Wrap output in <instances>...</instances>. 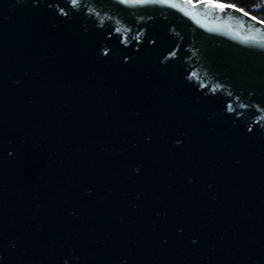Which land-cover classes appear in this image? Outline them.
<instances>
[{
  "label": "water",
  "instance_id": "1",
  "mask_svg": "<svg viewBox=\"0 0 264 264\" xmlns=\"http://www.w3.org/2000/svg\"><path fill=\"white\" fill-rule=\"evenodd\" d=\"M98 3L0 0V264H264V74Z\"/></svg>",
  "mask_w": 264,
  "mask_h": 264
},
{
  "label": "flooded vegetation",
  "instance_id": "2",
  "mask_svg": "<svg viewBox=\"0 0 264 264\" xmlns=\"http://www.w3.org/2000/svg\"><path fill=\"white\" fill-rule=\"evenodd\" d=\"M98 4L110 9L115 19L120 21L128 17L140 19L141 14L148 17L162 14L171 20L185 21L186 27L193 31L192 39L195 43L201 41V36L207 35L211 45L204 56H197V60L211 70L223 68V71L232 72L228 76L215 72L218 78L225 79L227 83L238 82L239 78L236 77L240 76L243 70L250 71L253 75L264 74V66L260 65L261 62L264 63V44L258 40L249 41V37L237 34L228 27H220L221 24L239 27L240 30L250 33L251 24L239 15L231 13L216 16L206 13L200 22L198 16L204 13L209 5L196 7L188 12L186 6L191 4L189 0H106V3ZM199 27L204 32L203 35L200 34L202 31H199ZM221 29L224 32H221Z\"/></svg>",
  "mask_w": 264,
  "mask_h": 264
},
{
  "label": "trees",
  "instance_id": "3",
  "mask_svg": "<svg viewBox=\"0 0 264 264\" xmlns=\"http://www.w3.org/2000/svg\"><path fill=\"white\" fill-rule=\"evenodd\" d=\"M203 1V0H195ZM227 5L237 6L244 12L264 21V0H213Z\"/></svg>",
  "mask_w": 264,
  "mask_h": 264
},
{
  "label": "rangeland",
  "instance_id": "4",
  "mask_svg": "<svg viewBox=\"0 0 264 264\" xmlns=\"http://www.w3.org/2000/svg\"><path fill=\"white\" fill-rule=\"evenodd\" d=\"M195 2V1H194ZM214 6H221V7H224V8H226V9H228L226 6H224V5H214ZM229 10V9H228Z\"/></svg>",
  "mask_w": 264,
  "mask_h": 264
},
{
  "label": "built area",
  "instance_id": "5",
  "mask_svg": "<svg viewBox=\"0 0 264 264\" xmlns=\"http://www.w3.org/2000/svg\"><path fill=\"white\" fill-rule=\"evenodd\" d=\"M192 3H197V2H194L193 0H191Z\"/></svg>",
  "mask_w": 264,
  "mask_h": 264
}]
</instances>
